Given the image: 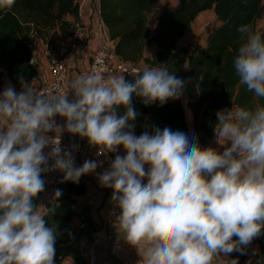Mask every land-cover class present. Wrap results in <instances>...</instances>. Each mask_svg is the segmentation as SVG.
<instances>
[{
    "label": "clouds",
    "instance_id": "obj_1",
    "mask_svg": "<svg viewBox=\"0 0 264 264\" xmlns=\"http://www.w3.org/2000/svg\"><path fill=\"white\" fill-rule=\"evenodd\" d=\"M14 2L0 0V8ZM238 32L239 85L264 99V33L251 24ZM20 84V92L9 84L0 93V264H54L58 233L46 217L55 209L33 203L45 189L42 174L59 170L78 183L102 165L76 167V146L61 147L64 131L87 138L97 156L122 146L126 155H116L98 180L112 189L118 230L140 250V264H214L222 254H244L264 234V106L217 112L220 151L168 127L135 135L134 95L160 105L183 95L185 81L164 66L145 67L133 81L92 70L71 82V99L69 92L38 91L23 77Z\"/></svg>",
    "mask_w": 264,
    "mask_h": 264
},
{
    "label": "trees",
    "instance_id": "obj_2",
    "mask_svg": "<svg viewBox=\"0 0 264 264\" xmlns=\"http://www.w3.org/2000/svg\"><path fill=\"white\" fill-rule=\"evenodd\" d=\"M100 17L113 42L115 53L134 66H164L177 78L185 81L184 93L192 110V125L200 141L212 135L217 112L230 109L231 103L243 107L264 106V99L254 97L239 85L233 68V59L242 41L238 28L264 19V0H178L165 5L158 14L154 28L150 22L158 12V0H98ZM212 10L218 25L213 27L204 45L177 46L179 38L191 30L194 18L202 11ZM78 14V0H15L11 8H0V85L6 80L17 83L20 78L36 74L30 46L35 40L45 41L55 30L69 32ZM72 18V21L68 20ZM264 38V37H262ZM153 45L152 57L146 55ZM142 71L125 73L127 80ZM132 105L139 113L133 123L139 136L165 127L188 135L184 110L176 100L145 104L135 95ZM121 114L123 110H120ZM59 190L61 195L55 197ZM85 192L83 179L78 183L60 179L43 207L54 208L55 214L46 217L50 226L57 229L54 264H88L81 251V240L87 232L70 226L79 217L75 197ZM33 203L38 205V198ZM264 232V229H262ZM237 239V237H233ZM264 264V234L254 239L244 254L233 251L226 264Z\"/></svg>",
    "mask_w": 264,
    "mask_h": 264
},
{
    "label": "crops",
    "instance_id": "obj_3",
    "mask_svg": "<svg viewBox=\"0 0 264 264\" xmlns=\"http://www.w3.org/2000/svg\"><path fill=\"white\" fill-rule=\"evenodd\" d=\"M78 5V11L81 13V17L85 22L87 27V34L85 41L80 45L71 60L70 67L67 74V80L64 92H69V98H72L71 82L78 76L86 74V69L88 66V61L96 48L97 44V24L95 21V13L93 11L94 0H84ZM98 2V0H96ZM178 0L175 2V4ZM163 8H158L157 14L151 18L150 27L151 30L154 28L155 22L157 20L158 14ZM69 21H72L71 17H68ZM60 34L59 30H55L51 33L48 40L51 42H56ZM185 36V35H184ZM183 36V37H184ZM183 37L179 38L176 45L182 46L186 45L183 43ZM32 55L35 56L36 62V74L30 78L26 79V82L33 83L34 87L38 90L41 88L49 79L46 70V61L42 55V41L35 40L30 46ZM154 53L153 45H149L146 55L152 57ZM9 84H11L17 92L21 91L20 81L14 83L9 79H6L1 85L0 90L3 91ZM235 103H231L230 108L233 107ZM188 123V136L191 139L193 134H195L196 142L205 144L207 147L211 146L218 148L223 151V147L217 143L215 133L213 131L212 135L208 136L204 141H200L195 133L192 125L193 113L190 108H188L187 116H185ZM63 118L59 117L60 125L64 124ZM67 135L72 140L83 145L82 152L80 153V159L84 163L86 160L98 161V159L92 154L91 150L87 146V138H81L79 135H73L66 131L62 132ZM230 146V145H229ZM47 154L46 148L43 150ZM115 157L116 155H126L122 146L118 148L116 153H112ZM100 168L97 167L96 170ZM83 182L85 185V192L81 195L75 197L76 208L79 212V217L71 220L70 226L74 229L79 227L83 228L87 235H84L81 240V251L85 260L88 264H140L141 256L140 250L129 245L122 233L118 230V224L116 222V216L119 215L120 210L114 216H111L107 207L108 191L109 188L102 187L98 177H93L92 173L86 174L84 176ZM146 183L147 181H143ZM51 190L49 188L44 189L41 192L43 199L46 200L50 197ZM38 205L43 206V202L39 201ZM227 256L221 255L220 259L216 260L214 264H226ZM68 264H73L71 260H68Z\"/></svg>",
    "mask_w": 264,
    "mask_h": 264
},
{
    "label": "built area",
    "instance_id": "obj_4",
    "mask_svg": "<svg viewBox=\"0 0 264 264\" xmlns=\"http://www.w3.org/2000/svg\"><path fill=\"white\" fill-rule=\"evenodd\" d=\"M84 0H81L82 2ZM79 5V0H78ZM93 11L95 13V21L97 24V44L96 48L91 54L88 66L86 69V74L90 73L92 70H97L103 72L105 77L109 75H124L125 73H132L142 71L146 65L134 66L124 62L114 51L113 42L109 39L107 29L100 17L99 4L96 0L93 2ZM87 34V27L85 22L81 17V13L78 11L77 17L72 21L71 28L69 32H60L56 42H51L48 39L42 41V55L46 61V70L49 76L47 82L38 89V91H50L53 93L64 92L67 74L70 67L71 60L74 53L85 41ZM3 91L0 90V93ZM184 110V115L187 116L188 113V97L183 92V95L176 99ZM57 124L59 123V116L55 117ZM50 137H54L56 134L54 132H49ZM61 147L65 150H71L73 145L76 146L75 150L72 152L74 156V163L76 167L83 165L80 159V153L82 152L83 145L72 140L67 135L61 133L60 135ZM87 146L91 150L92 154L102 161V165L98 170L92 173L93 177H98L100 173L110 167V163L115 159L112 153H107L106 155L97 156L98 147L90 145L87 141ZM198 146L206 148L207 146L203 143H198ZM47 153L51 151V146L46 148ZM52 161H49V166H51ZM147 169V165L145 166ZM86 175V174H85ZM83 175L81 178H84ZM64 178V173L59 170L50 171L42 174V179L45 181V187L53 191L56 188L57 182ZM112 189L109 188L107 207L109 214L114 216L118 213L119 208L116 207L115 203L111 201ZM38 202H43V196L40 194Z\"/></svg>",
    "mask_w": 264,
    "mask_h": 264
},
{
    "label": "rangeland",
    "instance_id": "obj_5",
    "mask_svg": "<svg viewBox=\"0 0 264 264\" xmlns=\"http://www.w3.org/2000/svg\"><path fill=\"white\" fill-rule=\"evenodd\" d=\"M177 0H158V8H163L165 5H174ZM218 21L212 10L200 12L191 24V30L183 37L185 44H200L204 45L210 30L218 25ZM264 27V19H259L256 23V28Z\"/></svg>",
    "mask_w": 264,
    "mask_h": 264
},
{
    "label": "water",
    "instance_id": "obj_6",
    "mask_svg": "<svg viewBox=\"0 0 264 264\" xmlns=\"http://www.w3.org/2000/svg\"><path fill=\"white\" fill-rule=\"evenodd\" d=\"M35 62H36V58L35 56H32L30 59V63L35 64Z\"/></svg>",
    "mask_w": 264,
    "mask_h": 264
}]
</instances>
